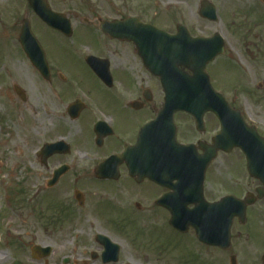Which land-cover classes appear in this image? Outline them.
Returning a JSON list of instances; mask_svg holds the SVG:
<instances>
[{
  "label": "flooded vegetation",
  "instance_id": "1",
  "mask_svg": "<svg viewBox=\"0 0 264 264\" xmlns=\"http://www.w3.org/2000/svg\"><path fill=\"white\" fill-rule=\"evenodd\" d=\"M34 1L38 10L52 14L50 24L37 15ZM95 1L0 0V42L6 39L15 56L22 58L25 55L20 39H34L45 58L42 70L30 63L27 66L23 84L25 103L41 101L50 116L45 114V117L57 122L58 140L67 144L49 157L44 166L47 169L49 162L53 161L56 164L54 169H64L56 183L58 188L64 187L60 189L58 213L60 215V209L61 217H64L61 222L66 219L64 227L73 235L70 236L69 245L72 247L69 254L58 264H161L158 253L165 248L156 245L149 251L140 250L131 244L134 239L129 236L124 240L131 246L128 250L123 247V240H119L118 235L132 220L127 217L128 212L134 218L150 221L149 225L166 226L172 237H184L193 246L189 247L191 255L200 256L203 264H264V182L247 174L240 152L217 153L205 172L202 195L198 189L192 190V179L176 177L175 172L160 173L156 180L137 179L132 174L130 162L133 159L122 156L135 146L140 128L156 117L163 104L158 80L147 66L154 65L153 44L140 40L138 26L148 23L163 29L167 27L165 31L173 34L175 27L182 25L190 36L192 29L184 22L165 27L159 25L145 18L143 8L132 5L128 9L122 0H103V4ZM183 1L190 17L191 0ZM183 1L154 0V5L158 9H161V3L165 7L171 5L170 18L173 21L176 17L174 11ZM202 1L198 0V6ZM205 1L212 4L217 17L213 22L202 20L206 25L219 22L225 8L232 11L228 27L237 44L236 49L244 56L247 44L253 56V59L247 55V58L242 57L245 62L234 69L252 76L246 88L255 103L257 96H264V0ZM144 7L149 8L148 5ZM64 19L69 22L66 33L60 29L64 26ZM127 20L133 21L130 25H122ZM173 26L174 30H168ZM208 33L203 32L202 36L208 38L215 31ZM226 61L217 57L206 67L212 85L220 90L229 86L222 72ZM244 64L247 69L243 68ZM76 65L86 73L89 83L81 79ZM175 66L183 74H190L187 67L181 68L179 63ZM11 85L17 84L13 81ZM111 96L118 97V100L111 103ZM174 123L177 141L193 144L196 156L204 154L199 143L210 145L220 127L211 113L203 114L198 129L193 118L185 113H176ZM259 134L264 138V133ZM229 156L230 161L224 160ZM184 160L191 162L192 157ZM102 163H105L104 178H97L95 170ZM228 169L233 172L234 182L225 195L249 202L244 204L243 213L241 204L237 203L230 247L207 245L200 241L205 232L209 234V243L222 239L219 225L223 207L214 204L225 196L224 171ZM174 218L183 222V233L171 227L169 221ZM76 232L91 238L88 240L82 236L72 240ZM99 237L118 247L116 261H113L114 254L108 250L109 246L105 245L108 241ZM87 249L90 251L86 252ZM52 255L53 250L50 257ZM40 263L51 264L47 260Z\"/></svg>",
  "mask_w": 264,
  "mask_h": 264
},
{
  "label": "rangeland",
  "instance_id": "2",
  "mask_svg": "<svg viewBox=\"0 0 264 264\" xmlns=\"http://www.w3.org/2000/svg\"><path fill=\"white\" fill-rule=\"evenodd\" d=\"M122 1L128 9L132 5L143 8L145 18L154 20L159 25L170 26L175 22H184L192 29L193 36L202 35L203 32L211 34L218 31L227 44L222 58L232 62L227 64L226 61L222 65L223 78L229 86L221 91L229 102L240 107L247 121L254 122L259 127V131L264 133V96H257L253 103L247 89L252 76L248 75V72L243 74L234 69L242 66V61L245 62L242 57L248 56L253 59V56L250 55L247 44L244 46L247 56H241L236 49L237 44L232 39V32L228 27L231 10L225 8L219 22L206 25L196 13L198 0H191L190 17L186 2L182 0L183 4L174 11L176 17L173 21L169 17L173 12L171 5L165 7L161 3L159 12L152 2H150L152 9L145 8L146 0ZM95 3L103 4V0H96ZM170 29L174 30V26L168 28ZM27 66L25 59L15 56L6 39L0 43V252L8 257L6 261H0V264H43L40 262L46 259L51 264H58L63 256L69 254L72 247L69 245L70 236L73 235L64 227L66 219L61 222L64 217H61L60 209V215L58 213L61 203L60 189L64 187L62 185L58 188L56 185L50 189L46 188V182L51 178L56 164L50 161L46 169L36 156V151L43 143L58 140L55 130L57 122L53 123L45 117L46 114L50 118L43 109L41 101L22 103L16 98L11 84L15 81L23 89L28 72ZM243 68L247 69V66L244 64ZM75 69L79 71L81 79L89 83L86 73L81 72L80 65H76ZM249 69L252 72V68ZM214 88L218 90L217 87ZM115 100H118V97L111 96V103ZM225 159L230 161L231 157ZM240 171L244 174L241 165ZM209 175V179H212V175ZM229 176L228 171L224 172L227 180L230 179ZM232 187L225 180L224 195L229 193L228 189ZM127 217L132 220L127 222L129 226H126V230L118 235V239L123 240V247L127 250L131 244L140 250L148 251L157 245L165 248V251L158 253L161 264L204 263L200 256L191 255L192 250L189 248L193 247L191 243L184 237H172L171 231L166 226L149 225L150 221L134 218L129 212ZM79 226L78 224L76 227ZM75 234L77 235L72 240L83 236L80 232ZM127 236L133 238L134 242L127 244L124 240ZM82 238L89 240L91 236ZM34 245L52 247L53 255L41 261L32 260L30 248ZM79 248L82 250V247ZM88 251L90 250L87 249L86 252Z\"/></svg>",
  "mask_w": 264,
  "mask_h": 264
},
{
  "label": "water",
  "instance_id": "3",
  "mask_svg": "<svg viewBox=\"0 0 264 264\" xmlns=\"http://www.w3.org/2000/svg\"><path fill=\"white\" fill-rule=\"evenodd\" d=\"M203 8L200 11V15L202 17L208 19H214V10L211 6L204 3ZM150 28V29H149ZM144 34H152L154 36H158L160 38L170 39L168 46L162 49L163 43L159 40L158 45H160L159 52H157L158 58L162 60L169 61V65L160 66L159 70L155 72V75L160 78L163 91L165 94L164 100L165 104L163 107V112L165 110L169 111L168 119L171 121V116L174 111H185L188 113H192L193 110L199 112L197 114H203L204 111L213 112L221 121L222 131L219 136L214 140L213 152L215 154L216 151V143L219 142L220 148H222L225 152L230 151L233 148H240L242 152L245 154L247 159L251 158L252 155H258L254 150L257 148L258 139L254 133L253 128H248L244 125L241 119L238 117L236 112L230 111L228 105L225 103L223 97L217 93H215L208 82L207 75L204 73L206 64L211 61L217 54L223 52V45L221 40L218 38H214L208 41H203L201 39H190L187 36L182 37H167L163 32L157 31L154 29L152 31L151 27L144 26L143 28ZM146 37V36H145ZM144 37V38H145ZM146 39V38H145ZM158 39V38H157ZM177 49L174 51L175 48ZM25 52L28 55L30 61L35 67L41 68L43 55L41 50L36 47V45L32 42H26L25 44ZM173 57H179L181 59L190 60V69L192 72V77H186L182 75L180 72L176 70V66L172 64L171 59ZM184 62V61H182ZM181 61L179 62L182 65ZM168 69V70H167ZM167 70V71H166ZM171 70L174 73H169ZM186 78V79H185ZM18 92V91H17ZM163 114V113H162ZM160 115L158 119H156L152 124L144 126L142 128V133L139 139V148H152L155 146L161 150L174 149V152L167 153L170 156L173 155H183L190 150V147L179 146L176 145L173 141L175 139V131L173 127L170 129H162L161 125L165 123L167 119L166 113L164 115ZM154 125L161 133L159 138L153 137L152 134L155 133ZM170 134L171 145H164L163 142L165 138L162 137L163 133ZM143 143V144H142ZM159 143V144H158ZM60 144L54 145H45L42 149V159L45 160L51 154L57 152V149L60 148ZM169 147V148H168ZM213 152L205 159L202 158L200 161V170L199 177L203 176V172L207 166L208 161L213 158ZM149 156L148 152H144ZM138 154L140 157L146 155ZM63 170L57 171L54 173V178L52 181L48 183V186H52L58 180L60 174H62ZM250 172H255L254 169H249ZM223 204H231V201L224 199ZM231 215L227 212L224 216L223 222V237L224 244L223 247H227L229 240V228L231 224ZM174 222L173 220L171 223ZM172 225L177 229L181 230V227L177 224L172 223ZM41 250L40 247L34 246L32 248L33 254L36 251Z\"/></svg>",
  "mask_w": 264,
  "mask_h": 264
},
{
  "label": "bare ground",
  "instance_id": "4",
  "mask_svg": "<svg viewBox=\"0 0 264 264\" xmlns=\"http://www.w3.org/2000/svg\"><path fill=\"white\" fill-rule=\"evenodd\" d=\"M7 255L5 253L0 252V261H6L7 260Z\"/></svg>",
  "mask_w": 264,
  "mask_h": 264
}]
</instances>
